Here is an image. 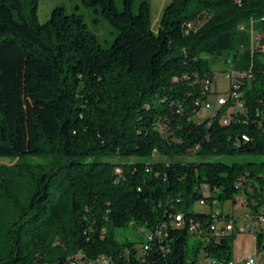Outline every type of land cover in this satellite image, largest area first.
Returning <instances> with one entry per match:
<instances>
[{
  "label": "trees",
  "instance_id": "obj_1",
  "mask_svg": "<svg viewBox=\"0 0 264 264\" xmlns=\"http://www.w3.org/2000/svg\"><path fill=\"white\" fill-rule=\"evenodd\" d=\"M82 2L118 31L110 45L63 5L42 22L40 0H0V157L18 160L0 162V264H231L235 232L215 237L212 208L193 205L242 192L264 214V161L235 160L264 155V54L247 27L264 28V0H170L156 29L147 0ZM223 55L253 64L244 120H198ZM176 212L202 235L172 225ZM127 226L147 231L140 248L115 235Z\"/></svg>",
  "mask_w": 264,
  "mask_h": 264
},
{
  "label": "rangeland",
  "instance_id": "obj_2",
  "mask_svg": "<svg viewBox=\"0 0 264 264\" xmlns=\"http://www.w3.org/2000/svg\"><path fill=\"white\" fill-rule=\"evenodd\" d=\"M143 0H133V9L138 10L139 3ZM151 4L152 16H153V26L156 29L165 4L170 0H147ZM116 4L119 8L124 7L123 0H116ZM57 5L65 6L68 12H78L81 13L85 22L88 24L89 28L96 33L100 43L104 46L110 45L115 39L118 31L110 23V21L101 13L97 12L93 7L85 5L82 0H40L39 4V19L44 22L49 19L52 9ZM212 71L216 74V79L212 84L210 100L213 102L212 107H204L196 115L198 120H204L206 117L212 116L216 110V101L218 95L221 93L223 95L227 94V90L230 85L229 79L226 77V73L231 70V63L226 59L225 55L212 61ZM154 155V158H157ZM248 158L254 159L257 162L264 161V155H254V156H238L235 158L236 161L246 162ZM184 161H193L198 158L194 154H187L182 157ZM222 160L230 161L231 156L222 157ZM29 161H42L40 158H29ZM18 161L17 159L0 157V162L13 163ZM245 196L242 192L236 195V200L228 199L225 200L223 206L226 211H230L237 218L239 224L242 221L243 215L246 211H249L248 205L244 204L239 198ZM195 211H204L207 209L206 206L201 205L198 201L193 205ZM115 235L120 240L130 238L139 242L136 244L139 248L141 246L140 241L146 239L147 231L141 229H135L132 226L118 227L114 230Z\"/></svg>",
  "mask_w": 264,
  "mask_h": 264
},
{
  "label": "built area",
  "instance_id": "obj_3",
  "mask_svg": "<svg viewBox=\"0 0 264 264\" xmlns=\"http://www.w3.org/2000/svg\"><path fill=\"white\" fill-rule=\"evenodd\" d=\"M256 23H258V19L253 17V24H249L247 27L251 33V39H250V49L251 52H257L260 54H264V28L257 27ZM240 27L243 29L245 28V24L242 23ZM230 63L232 61L229 60ZM231 70L226 73V77L230 81L229 88L227 90V94H219L216 106L217 109H222V116H221V122L223 124H230L233 121H243L242 113L247 112V106L245 104L244 99V90L243 85L246 80L252 78L254 76L253 71V64L251 63V66L247 68H236L233 64H231ZM216 79V74L210 78V76H207L205 78L204 82V89L203 92L208 93V97L204 100L197 99L195 102L197 105H201L202 108L204 107H212L213 102L210 100L209 96L211 93L212 84ZM248 141L250 140V137L244 136V132L241 133V135L238 138V141ZM204 187H208L207 184L203 185ZM243 203L248 202L247 196H242L239 198ZM199 203L203 206H206L207 208H212V219L209 224L208 230L217 238L228 236L236 231V221L234 217L231 214H228L224 211L223 207L214 204L211 206L206 199L202 198L199 200ZM264 211V207L262 209ZM249 214H251V211L249 210ZM252 215V214H251ZM256 219V221L264 222V214H259L256 216H253ZM171 224L176 227H182L188 224V229L190 232H193L197 235H202L203 229L202 223L198 220L190 219L187 223L185 215L183 212H176L173 216V219L171 221ZM148 237L150 240H153L156 238L155 234H148ZM151 246V243L149 241H146L143 246V251H147ZM100 260V259H95ZM103 262L105 264L109 263L108 259H104ZM206 264H216L215 261L209 257L205 259ZM231 264L233 262L231 261ZM245 264H255V258L253 255H248Z\"/></svg>",
  "mask_w": 264,
  "mask_h": 264
},
{
  "label": "crops",
  "instance_id": "obj_4",
  "mask_svg": "<svg viewBox=\"0 0 264 264\" xmlns=\"http://www.w3.org/2000/svg\"><path fill=\"white\" fill-rule=\"evenodd\" d=\"M223 209L234 217L237 226L233 240V264H245L248 255L254 256L255 264H264V248H258L256 237V232L264 228V222L256 221L246 211L239 224L233 213L226 211L224 207Z\"/></svg>",
  "mask_w": 264,
  "mask_h": 264
},
{
  "label": "bare ground",
  "instance_id": "obj_5",
  "mask_svg": "<svg viewBox=\"0 0 264 264\" xmlns=\"http://www.w3.org/2000/svg\"><path fill=\"white\" fill-rule=\"evenodd\" d=\"M251 22H253V19H251ZM244 136L249 137L247 133H244Z\"/></svg>",
  "mask_w": 264,
  "mask_h": 264
}]
</instances>
